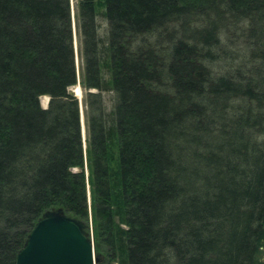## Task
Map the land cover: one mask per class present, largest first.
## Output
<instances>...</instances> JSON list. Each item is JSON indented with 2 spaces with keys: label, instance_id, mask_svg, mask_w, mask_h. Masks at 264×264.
<instances>
[{
  "label": "trees",
  "instance_id": "obj_1",
  "mask_svg": "<svg viewBox=\"0 0 264 264\" xmlns=\"http://www.w3.org/2000/svg\"><path fill=\"white\" fill-rule=\"evenodd\" d=\"M75 18L80 75L72 0H0V264L59 207L91 216L98 264H264V0Z\"/></svg>",
  "mask_w": 264,
  "mask_h": 264
},
{
  "label": "water",
  "instance_id": "obj_2",
  "mask_svg": "<svg viewBox=\"0 0 264 264\" xmlns=\"http://www.w3.org/2000/svg\"><path fill=\"white\" fill-rule=\"evenodd\" d=\"M75 47L78 51L77 42ZM69 91L77 96L75 89ZM84 132L82 126L85 138ZM87 228L84 220L67 214L63 207L45 211L19 250L16 264H97L99 259Z\"/></svg>",
  "mask_w": 264,
  "mask_h": 264
},
{
  "label": "rangeland",
  "instance_id": "obj_3",
  "mask_svg": "<svg viewBox=\"0 0 264 264\" xmlns=\"http://www.w3.org/2000/svg\"><path fill=\"white\" fill-rule=\"evenodd\" d=\"M76 1L77 0H72V16H73V31H74V43H75V46H76V42L78 43L77 31H76V18H75ZM97 20H98V24H99V35L101 36L103 41H107V37H108V23H107V20L103 17L101 12H100V15L98 16ZM240 41H242V40H240ZM75 49H76V47H75ZM81 64H82V61H81L80 56L78 55V51L76 49V65H77L78 75H80ZM77 87L81 88V96L78 95V93H77V89H76ZM70 89L71 90L75 89V92H76V94L78 96L77 97L75 95L78 98L79 105H80L81 128L83 126V129H84V128H86V122H85V109H86V106H85V99H84V94L85 93H84L82 87L79 85V83L76 86L70 87ZM103 96H104V99H105V104H106L107 108L110 110L112 108L113 104H114V93L112 91H105V92H103ZM40 100H41V105L42 106H48L50 97L43 96V97H41ZM85 135H86V133L84 132V136ZM85 139H86V137L84 138V140ZM86 172H87V170H86ZM89 202H90V197H89ZM87 224H88V228H89V234H90L91 238H93V222H92L91 216H90V219H89V223H87ZM93 241H94V239H93ZM104 261L106 263H109V261L107 259H105ZM110 264H118V263L117 262H111Z\"/></svg>",
  "mask_w": 264,
  "mask_h": 264
},
{
  "label": "bare ground",
  "instance_id": "obj_4",
  "mask_svg": "<svg viewBox=\"0 0 264 264\" xmlns=\"http://www.w3.org/2000/svg\"><path fill=\"white\" fill-rule=\"evenodd\" d=\"M76 89H77V93H78V95L81 96V88H80V87H77Z\"/></svg>",
  "mask_w": 264,
  "mask_h": 264
}]
</instances>
